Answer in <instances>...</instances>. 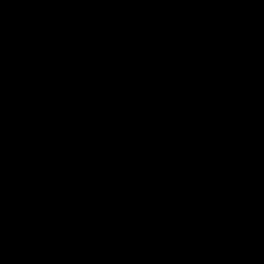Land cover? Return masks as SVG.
Wrapping results in <instances>:
<instances>
[{
	"label": "water",
	"instance_id": "1",
	"mask_svg": "<svg viewBox=\"0 0 264 264\" xmlns=\"http://www.w3.org/2000/svg\"><path fill=\"white\" fill-rule=\"evenodd\" d=\"M264 74V0H0V264H119Z\"/></svg>",
	"mask_w": 264,
	"mask_h": 264
}]
</instances>
